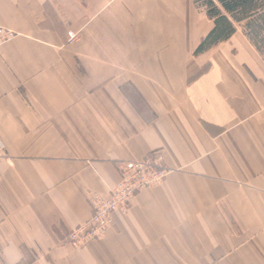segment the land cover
<instances>
[{
  "label": "crops",
  "instance_id": "obj_1",
  "mask_svg": "<svg viewBox=\"0 0 264 264\" xmlns=\"http://www.w3.org/2000/svg\"><path fill=\"white\" fill-rule=\"evenodd\" d=\"M0 264H264V50L193 0H0ZM77 36L68 42V33ZM169 176L65 243L116 163Z\"/></svg>",
  "mask_w": 264,
  "mask_h": 264
},
{
  "label": "built area",
  "instance_id": "obj_2",
  "mask_svg": "<svg viewBox=\"0 0 264 264\" xmlns=\"http://www.w3.org/2000/svg\"><path fill=\"white\" fill-rule=\"evenodd\" d=\"M13 30L0 26V46L16 37ZM77 39L68 33V42ZM118 182L106 194H92L89 197L90 215L77 228L68 232L65 243L80 248L89 242L102 240L114 226L116 213L127 214L131 202L140 193L162 184L170 174L163 164L160 153H152L141 160L121 161L115 165Z\"/></svg>",
  "mask_w": 264,
  "mask_h": 264
},
{
  "label": "trees",
  "instance_id": "obj_3",
  "mask_svg": "<svg viewBox=\"0 0 264 264\" xmlns=\"http://www.w3.org/2000/svg\"><path fill=\"white\" fill-rule=\"evenodd\" d=\"M193 3L213 22V29L195 54L229 39L238 25L245 27L249 39L264 50V0H193Z\"/></svg>",
  "mask_w": 264,
  "mask_h": 264
}]
</instances>
